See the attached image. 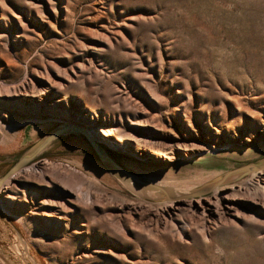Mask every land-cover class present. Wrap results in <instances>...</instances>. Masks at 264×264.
<instances>
[{"label": "rangeland", "instance_id": "374dc122", "mask_svg": "<svg viewBox=\"0 0 264 264\" xmlns=\"http://www.w3.org/2000/svg\"><path fill=\"white\" fill-rule=\"evenodd\" d=\"M64 119L180 182L260 156L264 0H0V175ZM88 156L63 137L0 187V264H264L263 169L168 206Z\"/></svg>", "mask_w": 264, "mask_h": 264}, {"label": "water", "instance_id": "95a60500", "mask_svg": "<svg viewBox=\"0 0 264 264\" xmlns=\"http://www.w3.org/2000/svg\"><path fill=\"white\" fill-rule=\"evenodd\" d=\"M46 126L48 128L36 137L34 142L0 175V187L19 170L32 163H37L38 157L45 154L53 143L73 134L80 135L86 146L96 156V160L89 156L84 157V168L100 174L111 183L119 180L135 191L138 196L152 202H171L179 201L181 198L204 197L214 190H221L226 185L235 184L254 175V172L264 169L263 152L258 157L232 163L206 176L202 173L203 171L194 170L190 173L195 176V179L188 183L180 182L176 174L170 171L171 169L162 170L164 162L161 164V160L145 159L148 161L146 162L143 158H136L132 153L123 155L124 151L119 148L114 149L106 142L98 140L86 126L80 123L64 119L49 125H38L36 129L42 131ZM37 130H34L35 134ZM152 171L154 174H150ZM166 175L172 178V183L168 184L162 180Z\"/></svg>", "mask_w": 264, "mask_h": 264}, {"label": "bare ground", "instance_id": "6f19581e", "mask_svg": "<svg viewBox=\"0 0 264 264\" xmlns=\"http://www.w3.org/2000/svg\"><path fill=\"white\" fill-rule=\"evenodd\" d=\"M102 132H103V134L105 135V136H111L112 134H111V132H110V130H108V129H106V128H101L100 129ZM37 134V133H36ZM37 137V136H36ZM82 164V163H81ZM264 170V169H263ZM262 170V171H263ZM262 171H260V172H262ZM167 176V175H166ZM13 177H15L14 175H13ZM12 177V178H13ZM168 177H170V176H168ZM7 181H9V180H7ZM7 181H6V183H7ZM165 183H168V184H170V183H172L173 182V180L172 179H170V180H167V181H164ZM167 205L168 206H173L174 205V202H168L167 203Z\"/></svg>", "mask_w": 264, "mask_h": 264}]
</instances>
